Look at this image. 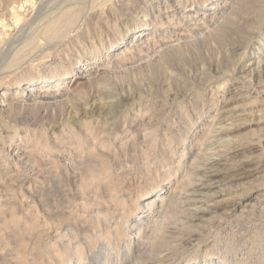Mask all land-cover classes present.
Listing matches in <instances>:
<instances>
[{
    "label": "rangeland",
    "instance_id": "374dc122",
    "mask_svg": "<svg viewBox=\"0 0 264 264\" xmlns=\"http://www.w3.org/2000/svg\"><path fill=\"white\" fill-rule=\"evenodd\" d=\"M0 63V94L67 78L55 99H0V264H120L137 239L129 264H264V0H0ZM214 163L227 174L198 192ZM161 188L162 215L132 227Z\"/></svg>",
    "mask_w": 264,
    "mask_h": 264
},
{
    "label": "bare ground",
    "instance_id": "6f19581e",
    "mask_svg": "<svg viewBox=\"0 0 264 264\" xmlns=\"http://www.w3.org/2000/svg\"><path fill=\"white\" fill-rule=\"evenodd\" d=\"M18 1V0H17ZM31 1V0H30ZM79 1V0H78ZM119 1V0H118ZM7 2H9V1H7ZM6 2V3H7ZM50 2V1H49ZM77 2V1H76ZM122 2V1H121ZM129 2V1H128ZM150 2V1H149ZM78 3V2H77ZM144 3V2H143ZM44 4V3H43ZM47 4V3H46ZM50 4H51V2H50ZM60 4V3H59ZM90 4V3H89ZM88 4V5H89ZM94 4H95V2H94ZM133 4V3H132ZM140 4V3H139ZM61 5V4H60ZM74 5V4H73ZM71 6V7H74V6ZM43 6V5H42ZM77 6V5H76ZM147 6V5H146ZM50 7V6H49ZM69 7V6H68ZM70 7V8H71ZM123 7V6H122ZM152 7V6H151ZM47 8V7H46ZM45 8V9H46ZM69 8V9H70ZM110 8V7H109ZM253 8V7H252ZM52 9V8H51ZM65 9V8H64ZM64 9L62 8V10L64 11ZM67 9V8H66ZM127 9H131V8H127ZM203 9V8H202ZM217 9V5L216 4H214L212 7H210V8H208V10H207V12L205 11V12H199V15L200 16H202V17H209V16H211V14H213V13H211V12H213L214 10H216ZM90 10V9H89ZM97 10V9H96ZM120 10V9H119ZM132 10V9H131ZM94 11H95V9H94ZM128 11V10H127ZM146 11V10H145ZM43 12V11H42ZM62 13V12H61ZM46 14V13H45ZM44 14V15H45ZM59 15V14H58ZM57 15V16H58ZM79 15V14H78ZM199 15H197V16H199ZM46 16V15H45ZM44 16V17H45ZM39 17V16H38ZM40 18V17H39ZM57 18H59V17H57ZM77 18V14H75V13H70V11L68 10V12H66V13H62V15H61V17H60V19H59V21H57V22H54V23H52L51 25H48L47 27L48 28H46V31H45V33L48 35V36H58V34H60V36H61V34H62V32L61 31H63V29H65V28H71L73 25H74V23H76L75 21L77 20L76 19ZM79 18V17H78ZM51 19H52V17H51ZM80 19V18H79ZM233 19V18H232ZM247 19V18H246ZM53 20V19H52ZM221 20V19H220ZM37 21H38V19H37ZM36 21V22H37ZM49 21V20H48ZM47 21V22H48ZM78 21V20H77ZM238 21V20H237ZM194 22V21H193ZM243 23H244V21H243ZM169 24V23H168ZM249 24V23H248ZM76 25V24H75ZM255 25V24H254ZM152 26L153 25H147L146 27H144V28H141L140 30H138V31H136V32H133V33H130V34H128V36L127 37H124L121 41H120V43L119 44H116V45H112V46H110V48H109V51H111V52H114V51H120V50H122L126 45H127V43H128V41H130L131 42V44L133 45V42L135 41V40H137L136 42L138 43H140V41L142 42V40L143 39H140L141 37H144L145 35H147V33H148V31H150L151 30V28H152ZM239 26V25H238ZM45 27V26H44ZM75 27V26H74ZM74 27H72V28H74ZM39 28V27H38ZM44 29V28H43ZM110 30V29H109ZM245 30V29H244ZM247 30V29H246ZM43 31V30H42ZM40 32V31H39ZM110 32V31H109ZM189 32V31H188ZM244 32V31H243ZM242 32V33H243ZM86 33H88V32H86ZM251 33V32H250ZM39 34H41V32L39 33ZM37 35L38 37L40 36V35ZM178 34V33H177ZM35 36V35H34ZM72 36V35H71ZM88 36V35H87ZM176 36V35H175ZM183 36V35H182ZM33 37V36H32ZM31 37V38H32ZM41 37V36H40ZM146 37V36H145ZM172 37V36H171ZM156 38V37H155ZM36 39H37V37H36ZM244 39V38H243ZM28 40H30V39H28ZM34 41V40H33ZM49 41V40H48ZM177 41V40H176ZM145 42H147L146 40H145ZM169 42V41H168ZM27 43H28V41H27ZM26 43V44H27ZM53 43V42H52ZM135 43V42H134ZM148 43V42H147ZM25 44V43H24ZM141 45H142V43H140ZM170 44V43H169ZM239 44V43H238ZM23 45V44H22ZM29 45V47L30 46H32L31 45V43L30 44H28ZM138 46V45H137ZM140 46V45H139ZM26 47V46H25ZM141 47V46H140ZM139 47V48H140ZM167 47V46H166ZM15 48V47H14ZM24 48V47H23ZM147 48V47H146ZM16 49H18V48H16ZM12 50H13V48H12ZM15 50V49H14ZM25 50H27V49H21L20 51H16L17 53H16V55L14 56V59L12 60V65H15V64H17V63H19L21 60H23L26 56H25ZM45 50V49H44ZM128 50H129V48H128ZM144 50H146V49H144ZM157 50V49H156ZM62 51V50H61ZM125 51H126V49H123L120 53H121V55L122 54H124L125 53ZM149 51V50H148ZM9 52V51H8ZM12 52V51H11ZM59 52V51H58ZM129 53V52H128ZM34 54V53H33ZM3 55V54H2ZM47 55V54H46ZM5 56V55H4ZM10 56V55H9ZM33 56V55H32ZM42 56V55H41ZM44 57V56H43ZM121 57V56H120ZM7 58H9V57H7ZM8 61V60H7ZM6 62V61H5ZM30 62V61H29ZM35 63H36V60L34 61ZM7 63V62H6ZM25 63H26V61H25ZM31 63V62H30ZM107 63V62H106ZM0 64H2V63H0ZM28 64V63H27ZM115 64V63H114ZM25 65V64H24ZM111 65V64H110ZM124 65V64H123ZM127 65V64H126ZM101 66V65H100ZM118 66V65H117ZM121 66V65H120ZM1 67V66H0ZM95 67V66H94ZM104 68V67H103ZM103 68H102V70H103ZM117 68V67H116ZM107 69V68H106ZM75 70V69H74ZM110 70V69H109ZM92 71H94L93 70V68H89V67H86L83 63H81L80 65H78L77 67H76V70H75V74H74V76L73 77H75V78H80V79H86L88 76H90L89 74H91V72ZM259 71V70H258ZM32 72V71H31ZM100 72V71H99ZM98 72V73H99ZM34 73V72H33ZM10 74V73H9ZM20 78V77H19ZM49 78V77H48ZM89 78V77H88ZM87 78V79H88ZM92 78V77H91ZM90 78V79H91ZM14 80H15V78H14ZM67 80V78H64V77H60V78H58V79H53V80H50V79H46V80H41L40 82H38V81H34V80H29L27 83H22V81L23 80H17V81H13V82H11L9 85H8V87H6L5 88V90H3L2 92H1V94H0V99H2V98H6L7 96H8V92L9 91H12V90H19L20 92H17V97L18 96H21V99L23 100V101H25V100H28V99H31V97H33V96H36L38 99H43V101L44 100H51V99H55V98H57V95H58V92H59V90H60V87H62L63 86V84H64V82ZM89 80V79H88ZM76 81V80H75ZM59 82H61L60 84V87H58V85H59ZM8 84V83H7ZM72 86V85H71ZM71 86H69V87H71ZM63 88V87H62ZM67 91V90H66ZM178 94V93H177ZM16 95V94H15ZM174 96V95H173ZM14 97V96H13ZM130 97V96H129ZM15 98H16V96H15ZM36 98V99H37ZM115 98V97H114ZM199 98V97H198ZM36 99H34V101L36 100ZM133 99V98H132ZM174 99V98H173ZM101 100V99H100ZM12 101H15V100H12ZM20 101V100H19ZM27 103V102H26ZM33 103V102H32ZM95 103V102H94ZM190 103V102H189ZM17 104V103H16ZM205 104V103H204ZM105 106V105H104ZM117 106V105H116ZM153 106V105H152ZM155 106V105H154ZM180 106V105H179ZM11 107V106H10ZM9 107V108H10ZM20 107V106H19ZM141 107H143V106H141ZM146 107V106H145ZM6 108V107H5ZM13 108V107H12ZM198 108V107H197ZM221 108V107H220ZM25 109V108H24ZM26 110V109H25ZM110 110V109H109ZM154 110V109H153ZM22 111V110H21ZM157 111V110H156ZM110 112V111H109ZM154 112V111H153ZM20 113V112H19ZM18 113V114H19ZM25 113V112H24ZM147 113V112H146ZM157 113V112H156ZM164 113V112H163ZM9 114V113H8ZM159 114V113H158ZM166 114V113H165ZM4 115V114H3ZM27 115V114H26ZM50 115V114H49ZM16 116V115H15ZM21 116V115H20ZM19 116V117H20ZM106 116V115H105ZM159 116V115H158ZM46 117V116H45ZM142 117V116H141ZM144 117V116H143ZM13 118V117H12ZM123 118V117H122ZM127 118V117H126ZM160 118V117H159ZM25 119V118H24ZM23 119V120H24ZM143 119V118H142ZM202 118H200V120H201ZM217 119V118H216ZM215 119V120H216ZM220 119V118H219ZM52 120H53V118H52ZM54 120H55V118H54ZM145 120V119H144ZM150 120H152V119H150ZM199 120V121H200ZM33 121V120H32ZM56 121V120H55ZM115 121V120H114ZM159 121V120H158ZM144 122V121H143ZM148 122V121H147ZM220 122H221V120H220ZM23 123V122H22ZM202 123V122H201ZM107 124V123H106ZM198 124V123H197ZM105 125V124H104ZM209 125V124H208ZM148 126V125H147ZM210 126V125H209ZM4 127V126H3ZM105 128V127H104ZM103 128V129H104ZM139 128V127H138ZM151 128V127H150ZM199 128V125H198V127L196 128V129H198ZM224 128V127H223ZM102 129V128H101ZM173 129V128H172ZM204 126L202 125V127H200V129H199V132H198V135L197 136H199V133H201V132H204ZM225 129V128H224ZM140 130V129H139ZM226 130V129H225ZM148 131V130H147ZM46 132V131H45ZM146 132V131H145ZM152 133V132H151ZM224 133V132H223ZM155 134V133H154ZM150 135V134H149ZM193 135V134H192ZM35 136V135H34ZM196 136V137H197ZM68 137V136H67ZM144 137V136H143ZM150 137V136H149ZM198 139V138H197ZM59 140V139H58ZM191 140V142H192V145L191 146H189V151H188V153L187 154H189V156H194V151H193V149H192V146H194V144H196V142H195V140H196V138L194 139H190ZM197 141V140H196ZM58 142V141H57ZM15 143V142H14ZM198 145V144H197ZM2 146V145H1ZM20 146V145H19ZM24 147V146H23ZM188 147V146H187ZM65 148V147H64ZM196 148V147H195ZM19 149V148H18ZM220 150V149H219ZM20 151V150H19ZM101 151V150H100ZM182 151V150H181ZM21 152V151H20ZM25 152V151H24ZM227 152V151H226ZM17 153V152H16ZM22 153V152H21ZM104 153V152H103ZM109 154V153H108ZM142 154V153H141ZM15 155V154H14ZM13 155V156H14ZM42 155V154H41ZM227 155V154H226ZM144 160H146V159H144ZM70 161V160H69ZM33 162H35V161H33ZM47 162V161H46ZM71 162V161H70ZM88 162H89V160H88ZM227 163H228V161H227ZM230 163V162H229ZM34 164V163H33ZM59 164V163H58ZM46 166V165H45ZM96 166V165H95ZM94 166V167H95ZM71 167V166H70ZM100 167V166H99ZM201 167V166H200ZM215 167H218V165L216 164V163H214V166H213V169H211L210 171H205L206 173H205V177L208 179L207 180V184L206 183H204V184H198L199 186L197 187V191L198 192H204L203 190H208V189H211V187H212V184H213V182H215V181H217L216 179L218 178V176H220V175H224L225 176V174H227V172H225L224 171V169H222V168H215ZM98 168V167H97ZM96 168V169H97ZM212 168V167H211ZM49 169V168H48ZM52 170V169H51ZM91 170H93L94 171V169H93V167H92V169ZM96 171V170H95ZM97 172V171H96ZM99 172V171H98ZM172 172V171H171ZM95 173V172H94ZM99 174V173H98ZM92 175H93V172H92ZM97 175V174H96ZM18 176V175H17ZM24 178V177H23ZM23 181V180H22ZM63 181V180H62ZM238 183V182H237ZM244 183V182H243ZM165 187H167V186H165ZM164 187V188H165ZM164 188H161L159 191H156V193H155V195L154 196H149V197H147V199H145L146 201H147V203L146 204H143V205H139L138 206V208L140 209L141 207H143V208H147V210H145L144 212H140V213H138V215L137 216H135V219H134V223H133V225H132V227H137L138 228V225L139 224H141L144 220H146V218L149 216V213L148 212H151L152 213V209H154L153 210V212L155 213V214H160V216L162 215V212H163V206L162 205H159L158 203H159V201L163 204V202H165V201H168V200H170L171 199V197H172V194H173V191H171V190H165ZM170 188H172V187H170ZM258 189V188H257ZM45 190V189H44ZM48 191V190H47ZM134 196V195H133ZM138 197V196H137ZM158 197H160L159 199H158ZM110 201V200H109ZM156 201H158V203H156ZM206 201H209V200H206ZM113 202V201H112ZM140 202V201H139ZM141 203V202H140ZM255 203V202H254ZM14 204V203H13ZM116 205V204H115ZM8 206V205H7ZM136 206V205H135ZM113 207V206H112ZM165 207V206H164ZM234 207H235V210H238L239 208H240V203H236V205H234ZM109 209H110V207H109ZM100 211V210H99ZM239 211V210H238ZM243 212V211H242ZM200 213V211L199 212H193L192 214H193V216H194V218H193V220H199V219H201V217H199L198 216V214ZM101 214V213H100ZM72 215V214H71ZM94 216V215H93ZM154 216V215H153ZM96 217V216H95ZM130 219V218H129ZM117 222V221H116ZM150 223V222H149ZM244 224V223H243ZM112 226V225H111ZM233 226V225H232ZM141 227H143L142 226V224H141ZM241 227V226H240ZM150 229V228H149ZM146 230V229H145ZM153 231H155V230H153ZM139 232V231H138ZM138 232L136 233H133V232H130L129 233V239H133V238H135L136 236H139L140 234H138ZM151 234V233H150ZM248 234V233H247ZM104 235V234H103ZM114 235V234H113ZM243 237V236H242ZM89 239V238H88ZM136 239V238H135ZM145 240H146V238H145ZM190 240V239H189ZM179 241V240H178ZM254 241V240H253ZM114 242V241H113ZM126 242V241H125ZM132 242V240H129L128 242H127V246H126V249H127V251L129 252L128 253V255L125 257V259L123 260V261H121V263L120 264H129V255H134V254H136V252H137V250L139 249V247L141 246L140 244H141V242L137 239L136 240V243H133ZM145 243V242H144ZM147 243V242H146ZM125 244V243H124ZM101 245V244H100ZM133 246V247H132ZM145 246V245H144ZM123 248H125V247H123ZM75 252V251H74ZM107 251H105V253H106ZM73 253V252H72ZM176 253V252H175ZM138 254V253H137ZM96 255V254H95ZM106 255V254H105ZM125 255V254H124ZM157 255V254H156ZM158 256V255H157ZM135 257V256H134ZM160 257V256H159ZM164 257V256H163ZM210 257V256H209ZM79 258V257H78ZM77 258V259H78ZM104 257H103V254L102 253H99L98 255H97V260H99V261H101L102 259H103ZM117 258H119V257H117ZM131 258V257H130ZM165 258V257H164ZM212 259V258H211ZM110 261V260H109ZM160 262H162V263H168V261L166 260L165 261V259H163L162 260V258L160 259ZM229 259H227V258H224V259H222V260H220L217 264H229ZM236 262V261H235ZM103 263H105V262H103ZM109 263V262H108ZM155 263V262H154ZM200 263V259H198V264ZM70 264H73V263H70ZM132 264V263H131ZM155 264H161V263H159V262H156ZM201 264V263H200ZM212 264H214V262L212 263Z\"/></svg>",
    "mask_w": 264,
    "mask_h": 264
}]
</instances>
